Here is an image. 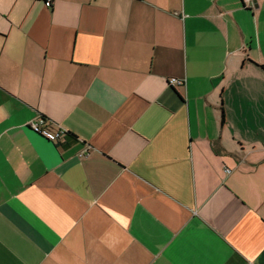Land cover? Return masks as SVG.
<instances>
[{"label":"crops","instance_id":"1","mask_svg":"<svg viewBox=\"0 0 264 264\" xmlns=\"http://www.w3.org/2000/svg\"><path fill=\"white\" fill-rule=\"evenodd\" d=\"M0 264H264V0H0Z\"/></svg>","mask_w":264,"mask_h":264},{"label":"trees","instance_id":"2","mask_svg":"<svg viewBox=\"0 0 264 264\" xmlns=\"http://www.w3.org/2000/svg\"><path fill=\"white\" fill-rule=\"evenodd\" d=\"M40 119L43 121L44 125L50 122V120L44 115H40ZM41 132H44L47 135L54 137L57 144H60V141L62 140L63 137L75 138V136H73L71 133H66V132H62V130L60 129H55L53 127V124H49V126L42 128L38 134L42 135Z\"/></svg>","mask_w":264,"mask_h":264},{"label":"built area","instance_id":"3","mask_svg":"<svg viewBox=\"0 0 264 264\" xmlns=\"http://www.w3.org/2000/svg\"><path fill=\"white\" fill-rule=\"evenodd\" d=\"M244 2H245V4H251V0H243ZM53 2H54V0H45V5H46V7L47 8H51L52 7V5H53ZM245 8H246V5H245ZM170 84L171 85H176V84H181V83H179V82H177L176 80H171L170 81ZM40 121H41V123L40 124H35V125H33L32 126V129L36 132V133H39L40 131H41V129H42V124H43V121L40 119ZM63 132V131H62ZM42 133V136H46V137H48V138H51V139H53V140H55V138L54 137H52V136H50V135H47L46 133H44V132H41ZM87 150H86V152H85V154H81L80 156L82 157L83 155H86L87 156Z\"/></svg>","mask_w":264,"mask_h":264}]
</instances>
